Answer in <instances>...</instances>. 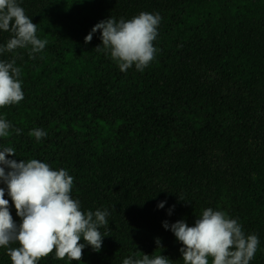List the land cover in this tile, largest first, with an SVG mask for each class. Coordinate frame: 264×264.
<instances>
[{"label":"trees","instance_id":"1","mask_svg":"<svg viewBox=\"0 0 264 264\" xmlns=\"http://www.w3.org/2000/svg\"><path fill=\"white\" fill-rule=\"evenodd\" d=\"M16 2L47 43L34 58L31 46L0 53V61L15 59L24 93L0 108L10 124L0 150L66 170L81 211L109 213L100 251L86 245L80 261L53 251L38 264H123L143 254L183 264L181 243L162 224L194 226L207 208L255 234L250 264H264V0ZM141 12L161 17L155 59L143 71L121 72L97 51L99 30L85 44L100 21ZM11 35L0 30V47ZM35 128L46 135L30 136ZM0 188L19 224L3 180ZM0 264H11L6 248Z\"/></svg>","mask_w":264,"mask_h":264},{"label":"clouds","instance_id":"2","mask_svg":"<svg viewBox=\"0 0 264 264\" xmlns=\"http://www.w3.org/2000/svg\"><path fill=\"white\" fill-rule=\"evenodd\" d=\"M160 20L158 14L145 12L128 20L108 17L93 26L84 42L90 43L99 30L101 43L95 47L97 51L110 54L121 72L133 65L143 71L155 59L157 49L153 41L158 35ZM0 30L12 34L6 45L0 47V53L31 46L29 55L33 56L47 43L37 38V25L16 0H0ZM15 64V59L0 61V108L24 99L19 80L21 69ZM9 129V122L0 119V137H8ZM16 132L19 134L20 130ZM29 135L40 140L46 132L35 128ZM15 155L12 147L0 150V165H3L0 180L6 184L16 215L21 218L19 224L13 220L9 201L4 198L5 189L0 188V248L7 249L11 264H38L53 251L58 260L80 261L86 245L100 251L106 235L99 228L108 224L107 210L82 212L80 202L70 195L73 177L66 170H53L37 159L17 162L6 158ZM5 167L9 169L7 172ZM179 199L183 201L182 197ZM164 203L160 202L157 207L164 208ZM171 211L170 208L169 215ZM162 226L170 229L181 243L183 264H209V261L211 264H250L259 244L255 234L245 235L236 219L212 208L203 210L194 226L184 220L171 225L164 221ZM81 238L85 243H80ZM155 242L157 247H163L159 238ZM13 243L19 246L9 247ZM123 264H171V260L163 255L150 258L143 254L139 258H125Z\"/></svg>","mask_w":264,"mask_h":264}]
</instances>
